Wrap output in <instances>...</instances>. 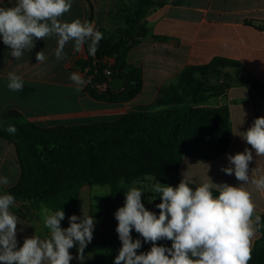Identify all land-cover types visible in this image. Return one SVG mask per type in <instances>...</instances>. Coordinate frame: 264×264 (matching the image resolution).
Listing matches in <instances>:
<instances>
[{
    "label": "trees",
    "instance_id": "obj_1",
    "mask_svg": "<svg viewBox=\"0 0 264 264\" xmlns=\"http://www.w3.org/2000/svg\"><path fill=\"white\" fill-rule=\"evenodd\" d=\"M167 1L137 0L124 12L123 28L102 32L103 39L94 56L86 51L87 60L80 65L91 78L85 87L91 98L119 105L132 102L142 92L144 71L129 63L128 54L150 34L148 15ZM140 27L143 36L135 39ZM258 28L262 30L264 26ZM131 41L133 44L129 45ZM229 68L244 70L240 63L222 57L204 65L187 66L162 87L153 104L114 121L43 128L27 121L18 111H9L0 122V138L15 146L21 175L19 182L5 193L12 194L15 203L29 204L37 212L43 207L52 212L62 209L65 219L61 226L67 228L68 217H80L83 188L109 187V199L99 214L104 231L87 245L89 256L81 264H114L122 246L116 232L118 221L113 217L121 182L132 183L149 176L161 184L177 186L182 180L180 168L185 157L214 161L225 155L233 142L228 106L210 109L205 105L232 87H246L259 99L264 98L257 78L248 73L247 78L237 79L227 72ZM112 80H125V87L113 90ZM103 83L106 90L98 88ZM257 106L255 103L256 118L261 117ZM8 125H14L17 132L9 134ZM189 184L193 189L198 186ZM214 195L218 193L214 191ZM148 210L159 214V209ZM259 216L261 224L257 230L261 235L252 248L249 264H264V215ZM131 235L133 240H141L138 254L150 250L151 243H145L134 229ZM157 244L171 247L168 240Z\"/></svg>",
    "mask_w": 264,
    "mask_h": 264
},
{
    "label": "crops",
    "instance_id": "obj_2",
    "mask_svg": "<svg viewBox=\"0 0 264 264\" xmlns=\"http://www.w3.org/2000/svg\"><path fill=\"white\" fill-rule=\"evenodd\" d=\"M136 1L72 0L70 11L62 19L87 20L98 31L112 33L123 28L124 12ZM14 4L15 0H0V7ZM146 21L150 34L128 54L129 63L144 71L143 90L132 102L119 105L91 98L85 91L86 86L76 91V85L69 77L77 72L86 80L89 78L80 65L87 60L86 46L82 51H75L74 41H70L64 49L66 58L57 60V37H46L35 41L34 48L17 60L9 54L11 49L0 38V122L13 110L43 128L90 124L104 117L114 121L128 112L153 104L162 87L176 79L185 67L204 65L217 57L240 63L245 74L257 78L264 89V29L258 28V25L264 26V0H168L163 7L152 11ZM155 36L168 38V41H158ZM39 51H43L47 57L42 63L36 60ZM9 72L23 79L21 92L8 89ZM254 95V91L246 87H232L218 101L212 98L205 105L210 109L228 106L233 142L225 155L214 161L185 157L180 168L181 179L199 185L210 182V178L215 184L239 186L241 182L234 174L227 175L221 169L228 166V155L251 147L242 139V135L256 119L255 103H258L259 115L264 117V98L261 100ZM20 175L15 146L0 138V177H7L10 181L9 185H0V194L14 187ZM249 175L255 178L264 176V156H255L253 152ZM146 178L140 181L151 182L152 187L149 188L153 191L157 181ZM247 188L252 192L256 214L264 215V191L255 190L253 185H247ZM154 202L156 206L161 200ZM13 208L10 211L20 222L17 225L18 247L22 246L26 237L37 235L44 239L49 236L41 215L44 208L37 212L29 204L21 202H16ZM149 208L158 209L154 206ZM260 235L257 230L252 239V248ZM69 251L74 257L70 264H81L76 258L77 247ZM87 256L85 248L83 262Z\"/></svg>",
    "mask_w": 264,
    "mask_h": 264
},
{
    "label": "clouds",
    "instance_id": "obj_3",
    "mask_svg": "<svg viewBox=\"0 0 264 264\" xmlns=\"http://www.w3.org/2000/svg\"><path fill=\"white\" fill-rule=\"evenodd\" d=\"M71 7L72 0H15L13 6L0 7V38L11 49L9 54L18 60L34 48L35 41L56 36L57 60L66 58L64 49L70 41H74L75 51H82L87 45L88 54L94 56L103 33L87 20L62 19ZM46 59L43 51L36 53L38 63ZM69 78L77 92L91 83V78L86 80L77 72ZM7 80L9 90H23L24 81L19 75L9 72ZM6 131L15 134L17 129L8 125ZM242 139L250 149L228 155V166L221 169L227 175L234 174L241 182L239 186L215 184L210 178V182L195 189L184 178L177 186L157 181L153 192L161 200L156 205L158 215L142 203V189L133 186L125 191L124 205L115 212L116 232L122 246L114 264H249L252 239L261 217L255 214L256 204L247 185L264 191V176H250L249 164L253 152L255 156H264V117L256 118L243 132ZM9 184L7 177H0V185ZM14 204L12 194H0V264H70L74 257L69 250L74 246L78 251L76 258L83 262L84 250L93 239V216L71 215L69 226L62 228L65 212L45 209L43 223L49 236L26 237L18 247L20 222L10 211ZM133 229L145 243H151L150 250L138 254L142 243L140 239L133 240ZM160 240L171 241V247L158 245Z\"/></svg>",
    "mask_w": 264,
    "mask_h": 264
},
{
    "label": "rangeland",
    "instance_id": "obj_4",
    "mask_svg": "<svg viewBox=\"0 0 264 264\" xmlns=\"http://www.w3.org/2000/svg\"><path fill=\"white\" fill-rule=\"evenodd\" d=\"M227 72H230L234 75L235 78H247V75L244 71L234 70V69H227ZM213 101H218L219 98H213ZM104 121H108V119L102 118ZM100 120V119H98ZM147 180H153V177H147ZM150 183V184H149ZM144 182V181H136L131 183L130 185L125 181H122L120 184V193L115 200L113 206V217L115 219V212L118 210L119 207H122L125 202V191H127L130 187H138L142 189V203L145 205L146 209L149 207H156L155 202L156 200L160 199L158 194H155L151 188V182ZM110 196V188L105 186H94V187H85L81 194V205H80V217L82 218L84 215L93 216L95 220V228L93 231V238L95 235L101 231H104L101 220L99 219V214L103 211L104 205L108 201ZM159 204V203H158ZM45 210V207H43ZM41 215H44V211H42ZM116 220V219H115Z\"/></svg>",
    "mask_w": 264,
    "mask_h": 264
},
{
    "label": "water",
    "instance_id": "obj_5",
    "mask_svg": "<svg viewBox=\"0 0 264 264\" xmlns=\"http://www.w3.org/2000/svg\"><path fill=\"white\" fill-rule=\"evenodd\" d=\"M142 36H143V29L142 27H140L135 35V39H140L142 38ZM131 44H133L132 41L129 43V45ZM125 84H126L125 80H112L110 82L111 88L116 91L122 90L125 87Z\"/></svg>",
    "mask_w": 264,
    "mask_h": 264
},
{
    "label": "built area",
    "instance_id": "obj_6",
    "mask_svg": "<svg viewBox=\"0 0 264 264\" xmlns=\"http://www.w3.org/2000/svg\"><path fill=\"white\" fill-rule=\"evenodd\" d=\"M108 75V74H107ZM98 88L100 90H106L107 89V85L105 83L101 84V85H98Z\"/></svg>",
    "mask_w": 264,
    "mask_h": 264
}]
</instances>
